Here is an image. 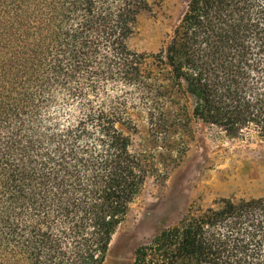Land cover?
<instances>
[{"label":"trees","instance_id":"1","mask_svg":"<svg viewBox=\"0 0 264 264\" xmlns=\"http://www.w3.org/2000/svg\"><path fill=\"white\" fill-rule=\"evenodd\" d=\"M152 8L0 0V264H105L195 118L264 137V0H189L166 45L139 52ZM134 263L264 264V196L192 204Z\"/></svg>","mask_w":264,"mask_h":264},{"label":"rangeland","instance_id":"2","mask_svg":"<svg viewBox=\"0 0 264 264\" xmlns=\"http://www.w3.org/2000/svg\"><path fill=\"white\" fill-rule=\"evenodd\" d=\"M189 0H151L139 16L130 45L158 52L169 40ZM192 108L193 97H189ZM193 136L183 160L165 177L150 178L114 233L105 264H135V250L161 229L176 224L192 204L216 205L222 198L264 196V137L251 131L231 137L193 119Z\"/></svg>","mask_w":264,"mask_h":264}]
</instances>
